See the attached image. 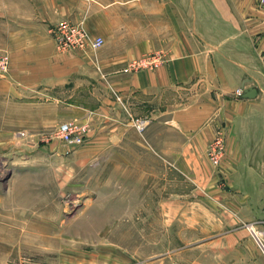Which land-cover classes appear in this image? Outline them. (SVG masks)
I'll use <instances>...</instances> for the list:
<instances>
[{
  "label": "rangeland",
  "instance_id": "374dc122",
  "mask_svg": "<svg viewBox=\"0 0 264 264\" xmlns=\"http://www.w3.org/2000/svg\"><path fill=\"white\" fill-rule=\"evenodd\" d=\"M97 1L71 0L89 22L69 21L91 36L98 35ZM192 10L186 0V14ZM100 49L69 51L93 58ZM156 52L163 62L152 69L168 60ZM53 95L0 94V264H264L252 231L264 233V191L240 204L228 179L212 184L202 169L197 175L199 164H171L163 135L125 111L85 122V142L66 145L57 135L62 122L45 119ZM217 133L202 164L211 176L228 147L226 133Z\"/></svg>",
  "mask_w": 264,
  "mask_h": 264
},
{
  "label": "crops",
  "instance_id": "0c3cea01",
  "mask_svg": "<svg viewBox=\"0 0 264 264\" xmlns=\"http://www.w3.org/2000/svg\"><path fill=\"white\" fill-rule=\"evenodd\" d=\"M97 3V34L105 44L92 58L56 47L53 28L60 21L89 22L71 0H0V49L12 57L0 94H55L54 112L45 117L52 124L93 126L98 116L125 111L129 119L144 120L146 132L163 135L171 164H199L197 175L202 169L212 184L228 179L240 204H247V193L264 191V6L258 0H190L193 10L186 14V0ZM158 50L168 59L160 68L122 72ZM249 88L255 97L243 96ZM219 129L228 147L211 176L202 165L204 152Z\"/></svg>",
  "mask_w": 264,
  "mask_h": 264
},
{
  "label": "built area",
  "instance_id": "2783aa9c",
  "mask_svg": "<svg viewBox=\"0 0 264 264\" xmlns=\"http://www.w3.org/2000/svg\"><path fill=\"white\" fill-rule=\"evenodd\" d=\"M260 5L264 6V0H258ZM53 33L55 36L56 47L58 50L64 52L74 49H83L88 51H95L102 48L105 44V39L101 35H90L87 32L85 26L82 22L77 24L64 19L60 21L54 28ZM162 52H153L149 55H144L140 58L134 59L128 65H126L123 70L127 73H133L140 69H152L159 67L163 62ZM10 56L0 52V72L6 73L10 68ZM238 95L242 93L240 88L237 91ZM141 125L142 121L137 123ZM90 126L88 123L76 120H66L59 125L57 130V135L64 141L66 145L69 146H79L89 136ZM252 231H255L252 229ZM259 235L254 233L256 236V242L264 251V233L259 231Z\"/></svg>",
  "mask_w": 264,
  "mask_h": 264
},
{
  "label": "water",
  "instance_id": "95a60500",
  "mask_svg": "<svg viewBox=\"0 0 264 264\" xmlns=\"http://www.w3.org/2000/svg\"><path fill=\"white\" fill-rule=\"evenodd\" d=\"M256 95V89L249 88L245 90V93L243 94L244 97L253 98Z\"/></svg>",
  "mask_w": 264,
  "mask_h": 264
},
{
  "label": "bare ground",
  "instance_id": "6f19581e",
  "mask_svg": "<svg viewBox=\"0 0 264 264\" xmlns=\"http://www.w3.org/2000/svg\"><path fill=\"white\" fill-rule=\"evenodd\" d=\"M252 229H254L258 235L260 234L259 231H257L255 228H252ZM255 231H254V232H255Z\"/></svg>",
  "mask_w": 264,
  "mask_h": 264
}]
</instances>
